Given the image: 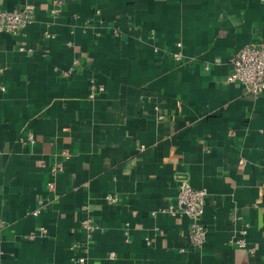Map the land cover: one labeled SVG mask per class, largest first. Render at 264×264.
<instances>
[{
	"label": "crops",
	"instance_id": "obj_1",
	"mask_svg": "<svg viewBox=\"0 0 264 264\" xmlns=\"http://www.w3.org/2000/svg\"><path fill=\"white\" fill-rule=\"evenodd\" d=\"M56 1L0 0L34 11L0 32V264H264V92L226 81L264 2ZM181 180L207 190L200 248L186 214L152 215Z\"/></svg>",
	"mask_w": 264,
	"mask_h": 264
},
{
	"label": "built area",
	"instance_id": "obj_2",
	"mask_svg": "<svg viewBox=\"0 0 264 264\" xmlns=\"http://www.w3.org/2000/svg\"><path fill=\"white\" fill-rule=\"evenodd\" d=\"M264 2V0H260ZM63 0H57L55 6L51 9L53 16H57L59 13V6ZM34 11L31 7H23L18 10H6L0 9V32L10 33L12 35H19L23 29L33 21ZM49 36V34H48ZM182 45L177 43V47ZM21 50L27 49L25 46L20 47ZM174 57L177 61L183 58L181 50L174 52ZM231 71L226 77L227 82H240L248 91L255 95H260L264 92V42L252 43L241 47L231 57ZM81 63L79 57L74 58L73 66L70 70L66 71L68 75L72 69ZM105 86L102 83L97 82L95 79H91L89 87V98L94 99L97 93L103 92ZM28 141L35 142V137L30 134ZM62 168V165L59 166ZM52 186V183H49ZM207 190L204 188H195L188 184L185 180H181L178 183L177 193V206L169 205L160 208L158 211H152V215H156L157 212L181 215L186 214L190 218L189 224V239L193 246L202 247L207 239V227L203 222V215L205 212ZM107 199L116 202L117 195L109 193L106 196ZM40 209L35 210L38 213ZM82 227L86 230L88 237H91L92 233L99 228V225L94 221L91 216H86L82 220ZM41 234L46 233L45 227L40 228ZM247 229L241 231V237L236 240V244L240 247L246 245L245 236ZM128 235V231H126ZM31 237L36 236V232H32ZM75 246V245H74ZM73 246V247H74ZM85 249L87 247L85 246ZM116 254L114 252L109 253L110 258H114ZM79 262H84L85 257L80 255L75 258Z\"/></svg>",
	"mask_w": 264,
	"mask_h": 264
}]
</instances>
